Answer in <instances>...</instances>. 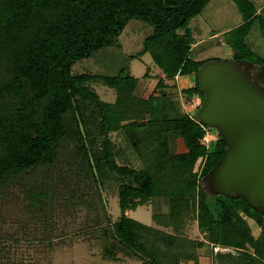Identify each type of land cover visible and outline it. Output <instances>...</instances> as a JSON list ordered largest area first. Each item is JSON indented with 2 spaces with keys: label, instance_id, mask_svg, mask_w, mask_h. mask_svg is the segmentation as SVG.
Listing matches in <instances>:
<instances>
[{
  "label": "trees",
  "instance_id": "1",
  "mask_svg": "<svg viewBox=\"0 0 264 264\" xmlns=\"http://www.w3.org/2000/svg\"><path fill=\"white\" fill-rule=\"evenodd\" d=\"M209 1L0 0V206L24 202L29 214L44 215L52 198L79 194L85 202V190L97 199L107 223L104 257L120 251L141 264H198L196 252L208 244L232 251L216 252L213 264H264V216L241 199L209 198L200 184L222 156L224 142L217 135L209 148L202 139L213 129L177 107L166 84L176 77L193 81L180 94L198 96L202 103L196 75L204 61L191 57L194 38L187 26ZM231 1L243 20L225 34L232 60L263 66L264 58L251 59L254 52L245 40L256 8L248 0ZM131 19L153 28L142 50L129 56L148 53L163 75L149 96H144L148 69L141 80L126 68L112 76L72 74L75 62L112 47ZM91 83L114 90V102L102 101ZM112 133L125 137L141 169L117 163L123 153ZM178 138L183 152L172 150ZM111 180L117 183L120 212L114 222L101 196ZM154 200L164 201L167 211L154 213L153 221L173 233L125 215ZM95 205L86 202L90 209ZM188 215L196 218L201 242L180 236ZM248 220L259 228L257 236ZM101 222L95 219L98 227Z\"/></svg>",
  "mask_w": 264,
  "mask_h": 264
},
{
  "label": "rangeland",
  "instance_id": "2",
  "mask_svg": "<svg viewBox=\"0 0 264 264\" xmlns=\"http://www.w3.org/2000/svg\"><path fill=\"white\" fill-rule=\"evenodd\" d=\"M248 1L256 8L258 16L246 37L247 40H245L254 52L251 59L256 60L259 57L264 58V0ZM242 21V15L232 1L210 0L204 10L193 18L187 26L195 41L199 42L192 51L191 57L196 61L204 62L232 60L234 51L226 44L225 34L238 27L240 23H243ZM152 32V26L146 21L129 20L112 47L104 48L89 58L75 62L71 68L72 74L112 76L119 69L126 68L129 75L141 80L148 69L150 74L146 79L144 96H149L156 85L157 77L162 78L163 75L154 65L148 53L134 60L129 59V56H136L142 50L144 40L152 35ZM260 69L254 70L251 75L254 79L256 78L255 80L259 85L264 87V66ZM194 78L195 76L192 75L193 80ZM185 82V79L176 78L173 81L167 80L166 84L169 86V91L175 93L173 96L175 105L183 112L190 115L193 113L197 116V112L194 114V111L200 105V98L194 96L188 99L180 94V90L186 86ZM191 86H194V82L191 83ZM90 87L102 101L114 102L116 97L114 90L103 86L101 83H91ZM160 91L157 90V92ZM217 135L216 130L213 129L210 134H205L202 140L212 149ZM110 138L123 153L121 158L117 159L118 164H128L135 170L143 167L124 136L119 133H112ZM171 145L173 152L184 151V145L179 138L173 139ZM198 165L195 166V170H197ZM83 191L85 193L81 192L85 202L78 200L79 194L72 198L66 195L63 196L64 198L57 196L49 201L51 205L49 203L46 206L44 215L37 212L29 214L21 207L25 204L24 202L20 205L16 203L7 206L1 205L0 264H141L135 256L120 251L113 258L103 256L107 238L103 237L102 229L107 223L102 219V210L97 199L88 191ZM206 193L208 194L207 191ZM21 195L22 193H20ZM101 196L105 202V212L110 218V222H114L120 213L117 183L112 180L109 181ZM89 200L96 203L95 208L90 209L86 206V202ZM166 211L167 207L164 201L154 200L145 205L137 206L134 211L125 212V215L144 225L173 233L172 228L159 227L152 219L154 213ZM97 218L102 221L100 227L95 225ZM248 224L252 234L257 236L259 228L249 220ZM180 233L182 238L195 243L203 240L194 215H188L184 219ZM216 252L225 254L232 251L220 247L212 250L211 246L204 244L196 252L198 264H213ZM187 264L192 263L188 262Z\"/></svg>",
  "mask_w": 264,
  "mask_h": 264
},
{
  "label": "water",
  "instance_id": "3",
  "mask_svg": "<svg viewBox=\"0 0 264 264\" xmlns=\"http://www.w3.org/2000/svg\"><path fill=\"white\" fill-rule=\"evenodd\" d=\"M253 66L248 60H222L197 70L203 95L197 119L225 144L200 184L209 195L241 199L264 216V87L252 77Z\"/></svg>",
  "mask_w": 264,
  "mask_h": 264
},
{
  "label": "crops",
  "instance_id": "4",
  "mask_svg": "<svg viewBox=\"0 0 264 264\" xmlns=\"http://www.w3.org/2000/svg\"><path fill=\"white\" fill-rule=\"evenodd\" d=\"M231 1V0H230ZM209 4V3H208ZM243 22V21H242ZM242 23H240V25H241ZM194 38V37H193ZM246 40H247V38H246ZM197 44H199V42H196L195 41V38H194V44H193V48H195L196 46H197ZM249 48H251L252 49V47H250V46H248ZM256 47V46H255ZM196 61V60H195ZM197 61H199V60H197ZM264 66V65H263ZM262 66H253L252 67V69H251V72H253L254 70H257V69H259V70H261L260 68H261ZM259 70H258V72H259ZM160 76H162V75H160ZM176 78H178V77H176ZM175 78V79H176ZM179 79V78H178ZM256 79V78H255ZM186 86H188V87H192L191 86V83H193L192 81H189V80H187L186 82Z\"/></svg>",
  "mask_w": 264,
  "mask_h": 264
},
{
  "label": "flooded vegetation",
  "instance_id": "5",
  "mask_svg": "<svg viewBox=\"0 0 264 264\" xmlns=\"http://www.w3.org/2000/svg\"><path fill=\"white\" fill-rule=\"evenodd\" d=\"M253 77V76H252Z\"/></svg>",
  "mask_w": 264,
  "mask_h": 264
}]
</instances>
